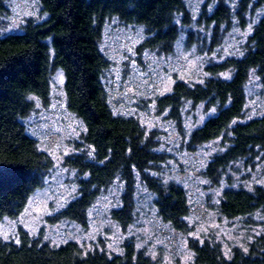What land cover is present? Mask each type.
Returning a JSON list of instances; mask_svg holds the SVG:
<instances>
[{
    "label": "trees",
    "instance_id": "obj_1",
    "mask_svg": "<svg viewBox=\"0 0 264 264\" xmlns=\"http://www.w3.org/2000/svg\"><path fill=\"white\" fill-rule=\"evenodd\" d=\"M216 2L212 7L211 4ZM45 18L30 21L22 33H0V223L14 219L25 209L29 198L40 189L52 161L28 136L22 119L32 110L31 97L42 101L48 96L49 80L55 69L64 72L67 108L84 124L83 140L91 147L86 155L66 158L67 166L82 177L79 197L57 215L58 219L86 225L88 209L101 190L117 177L125 192L121 209L112 218L122 227L130 223L135 174L155 195L159 217L174 230L188 231L190 211L185 190L178 184L164 183L151 174L164 156L155 152L156 142L130 117L113 114L102 76L108 62L100 50L102 30L107 20L144 27L147 37L142 48L168 54L181 32L193 21L185 0H39ZM261 12L259 21L242 47V54L211 64L210 77L189 85L175 82L172 92L157 101L159 111L179 124L186 102L203 103L215 115L189 136L187 148L219 140L222 151L208 162L203 175L219 185L227 168L244 162H264V114L246 117V85L255 75L264 87V0H240L231 8L225 0H205L196 30H188L187 47L206 43L202 31H211L213 46L236 20L246 27V17ZM6 12L0 0V25ZM204 45V44H203ZM228 74V77L222 75ZM218 211L235 219L260 213L264 217V187L252 190L229 187L220 197ZM193 264H264V236L256 238L246 251L234 248L226 257L218 245L192 241ZM0 264H155L143 251L128 243L121 255L105 251L84 252L73 241L54 246L19 230L18 242L0 240Z\"/></svg>",
    "mask_w": 264,
    "mask_h": 264
},
{
    "label": "rangeland",
    "instance_id": "obj_2",
    "mask_svg": "<svg viewBox=\"0 0 264 264\" xmlns=\"http://www.w3.org/2000/svg\"><path fill=\"white\" fill-rule=\"evenodd\" d=\"M239 1L225 0L233 9ZM204 3L205 0H185L193 23L189 29L181 27L178 40L168 54L144 50L141 47L147 37L144 27L125 24L117 18L105 22L100 40V50L108 62L102 83L109 107L117 116L134 118L156 142L155 152L163 155L164 161L151 174L185 190L190 206L185 219L188 231H176L162 221L154 204L155 195L146 188L139 174H135L131 219L126 227L112 218V212L121 209L125 192L118 177L101 190L88 209L85 226L57 218L60 211L79 197L82 178L66 165V158L86 155L92 159L91 147L83 140L85 126L67 108L65 75L57 68L51 74L45 101L31 97L33 110L22 119L26 133L52 165L42 187L29 198L22 213L0 223L1 241L17 243L21 229L30 237L54 246L73 241L84 252L98 250L112 256L121 255L124 246L131 243L155 264H193L194 254L189 248L192 241L218 245L230 257L234 248L246 251L251 242L264 236V217L260 213L228 219L218 211L225 189L264 187V162L258 158L253 166L236 162L227 168L219 185H212L203 172L211 158L223 150L220 141H210L195 151H190L187 143L190 134L215 115L216 110L205 109L203 103L186 102L179 124L169 118L167 111L158 110L157 101L172 92L175 82L202 83L210 77L207 68L211 64L241 55L261 17L259 10L252 11L246 17L244 29L235 20L216 46L210 42L211 31L201 30L206 43L187 47V32H197L195 22ZM5 5L0 25L2 35L22 33L30 21L40 23L45 18L39 0H5ZM246 99L247 118L264 114V87L255 75L246 85Z\"/></svg>",
    "mask_w": 264,
    "mask_h": 264
},
{
    "label": "snow or ice",
    "instance_id": "obj_3",
    "mask_svg": "<svg viewBox=\"0 0 264 264\" xmlns=\"http://www.w3.org/2000/svg\"><path fill=\"white\" fill-rule=\"evenodd\" d=\"M6 238V237H5Z\"/></svg>",
    "mask_w": 264,
    "mask_h": 264
}]
</instances>
